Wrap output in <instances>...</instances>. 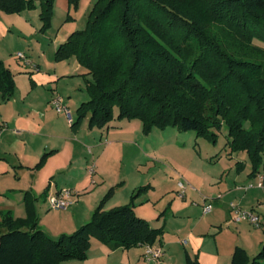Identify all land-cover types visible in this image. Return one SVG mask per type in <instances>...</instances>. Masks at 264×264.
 <instances>
[{"label":"trees","instance_id":"16d2710c","mask_svg":"<svg viewBox=\"0 0 264 264\" xmlns=\"http://www.w3.org/2000/svg\"><path fill=\"white\" fill-rule=\"evenodd\" d=\"M55 2L0 0V9L21 13L39 5L49 27ZM255 39L264 42V0H96L87 27L56 51L58 60L76 58L87 77L90 99L78 107L73 127L85 117L91 128L116 117L139 119L145 132L173 126L212 141L225 128L226 146L247 152L256 175L264 162V49ZM15 90V73L0 58V94L9 100ZM114 189L89 222L58 239L39 226L28 198L27 217L5 212L0 264L84 260L93 238L111 249L156 243L163 230L135 212L138 192L130 203L105 209ZM185 264L202 263L187 252ZM232 264H264V246L253 257L237 246Z\"/></svg>","mask_w":264,"mask_h":264},{"label":"crops","instance_id":"0c3cea01","mask_svg":"<svg viewBox=\"0 0 264 264\" xmlns=\"http://www.w3.org/2000/svg\"><path fill=\"white\" fill-rule=\"evenodd\" d=\"M59 3L69 6L68 0H59ZM27 14L25 11L20 14L26 20L22 18L19 24L27 25L26 22L31 21ZM5 17L10 19L6 20ZM14 23L13 18L3 15V11L0 10V32L3 35H9L8 31H12L11 27ZM65 41L60 42L58 46ZM19 52L24 54L22 51ZM17 56L19 59H23V57ZM0 58L3 60L1 56ZM3 61L5 62V60ZM5 64L15 73L16 88L18 74L24 73L22 74L23 79L27 77L26 74H29L35 85L39 87L48 85L49 92L45 94V100L36 97L31 100H28L29 97H23L21 100L18 98L4 100L0 94V177L10 169L11 165H19V167L28 169L26 173L29 172L31 175L28 200L36 199L33 206L39 226L49 236L51 235L50 237L61 233L71 234L90 221L89 219L93 216L101 199L105 197L107 190L119 183V180L114 181L106 178V173L101 165L103 158L116 142L123 141L128 134L140 129L141 123L137 120H133L134 123H131L130 120H119L111 122L107 127L93 129L83 123L78 131H74L72 129L74 117L73 121L69 123L67 115L58 112L51 103L52 97L57 92L56 87L49 85V82L55 81L59 76L44 75L40 70H35V67L29 68L30 70L27 68L15 69L10 62H5ZM24 64L27 66L29 62ZM39 65L36 64L37 67ZM81 72L82 69L79 65L74 75H81ZM61 73L65 74V69H62ZM84 101L87 99L84 98L82 102ZM67 103L70 104L69 101ZM105 138L108 142L104 144ZM99 140L103 142V145L99 143ZM87 143H94L96 146L94 150L88 146L93 152L92 156L86 153ZM97 148L98 151H96ZM43 158V163L39 164ZM35 166H38L39 169H33ZM90 166H92L91 169ZM92 169L95 170L94 173H97L98 170L101 172L103 183L100 182L101 184L98 186H95L94 184L97 182L93 183L90 178ZM260 175L264 176L260 171L256 174V178L258 179ZM257 179L256 183L249 180L247 182L257 185ZM178 182L171 183V187L177 192H179ZM138 186L137 183L128 184L125 181L123 186L116 187L117 191L106 202L105 209L109 210L130 203ZM65 188L73 192L71 203L66 208L50 210L52 207L49 196ZM153 188L156 190L159 185L153 184ZM252 188L258 189L250 192L249 190ZM252 188L245 189L243 186H233L232 183L226 182L222 186L221 192L225 202L215 199L212 210L205 212V201L201 205L188 204L186 200L189 196L200 198V201L202 198L195 192L196 190L187 185L185 196L180 197L181 199L175 198L172 207L169 206L164 212L166 225L177 216V212L174 210L177 202L189 206L188 208L191 207L198 213H201L202 206L203 214L198 217H180L176 226L172 225L170 228L174 231L173 233L169 232L166 225L164 227L151 225L156 229L163 230L165 234L161 236L159 243H154L155 246L162 247L164 250V255L160 260L146 257V245H138L129 249H111L108 245L93 238L86 259H69L65 260L63 264H185L187 252L192 256H197L202 264H232L233 253L237 246L244 248L248 254L252 249L261 251L264 246V228H261L263 222L260 226H256L257 229L252 230L254 232L252 240L242 242L240 235L249 229L248 220H235L234 217H231L232 211L229 209V205L227 206V203L233 200L241 203H245V201L254 203L256 200H260L262 193L258 190H264V187L254 186ZM164 189L169 191L168 189L171 188L165 187ZM85 193L90 195L84 196ZM146 195L149 194L141 196L134 202L135 212L145 219L148 218L146 207L150 206L152 201V198H144ZM25 200L27 201V199ZM83 202L86 204L84 205ZM20 213L22 214H15V217L24 218L26 214ZM230 218L234 222L230 221ZM148 221L150 222V220ZM225 225H228V228H225Z\"/></svg>","mask_w":264,"mask_h":264},{"label":"rangeland","instance_id":"374dc122","mask_svg":"<svg viewBox=\"0 0 264 264\" xmlns=\"http://www.w3.org/2000/svg\"><path fill=\"white\" fill-rule=\"evenodd\" d=\"M95 1L80 0L77 6L70 3L67 6V4L59 3V0H56L49 27H44L43 25L39 5L25 10V13L27 12V15L31 19V21H25L27 25L24 22L25 25L19 24L22 18L23 20L25 19L24 16L20 15L22 12L7 13L3 11V15L5 14L11 17V19L13 18L15 23L11 27L12 31H8L9 35H3L0 32V56L6 63L10 62L15 69L27 68V70H30L29 68L35 67V70H40L44 75L59 76L55 81L49 82V85L56 87V95L60 94L63 97L66 105L71 109L74 119H77L79 115L78 105L84 98L90 99L87 89V77L74 75L80 65L76 58L58 60L56 58V51L58 44L65 41L70 33L83 30L87 27L89 13ZM5 19L9 20L10 18L5 17ZM254 43L264 49V42L255 39ZM18 51L24 52L23 61L18 58ZM25 62H29V65L26 66ZM36 64H40L39 67ZM62 69H65V74L61 73ZM22 74L24 73L18 74L17 88L11 99L18 98L21 100L23 97H29L28 100H31L33 97H36L40 100H45V94L49 92L48 85H40L42 87H39L32 82L29 74H26L25 76L27 77L24 79L22 78L24 77ZM33 90L34 92L32 93ZM68 101L70 104L67 103ZM87 119L85 117L77 127L72 128V125L70 127L74 131H78L82 124L86 123L91 128ZM119 120L124 121L129 119H119L116 117L111 122ZM133 120L141 123L140 129L128 134L123 141L116 142L103 158L101 165L104 168L107 179L119 180V183L114 186L115 189L110 198L117 191L116 187L123 186L125 181L128 184L137 183L139 185L137 190H140V193L136 190L138 196L134 199V202L141 196L149 194L144 198H152L150 206L146 207L147 219L150 220L152 226L164 227L166 225L164 212L169 206L172 207L175 198H180L179 193L171 187V183L185 181L186 185L196 190L195 192L202 198V201H200V198L188 195L189 197L186 201L189 205H201L204 204V201L213 204V200L215 199L225 202L221 192L223 190L222 186L226 182L232 183L233 186L240 185L243 187L249 181L257 182L256 175L252 174L253 164L248 153L245 151L231 152L229 147L226 146L227 130L225 128L219 132L216 141H212L198 135L194 130H181L173 126L165 128L155 127L152 131L145 132L142 121L139 119ZM133 120H130L131 123H134ZM107 142L105 138L104 144ZM99 143L103 145V142L100 140ZM88 146L92 147L93 150L96 146L94 143H87L86 145V153L92 156L93 152ZM96 151H98V148ZM91 168L92 166H90ZM260 168L261 173L264 174V162ZM33 169L37 170L39 167L35 166ZM26 171L28 169L19 167V165H11L10 169L1 175L0 219L7 211H11L14 216L23 212L26 214L24 218L27 217L28 204L25 199L30 197L28 186L31 182V175L29 172L26 173ZM94 171L90 172V175H92L90 178L93 183L97 182L94 185L98 186L103 183L101 172L98 170V172L96 171L97 173H94ZM259 179L260 176H258L257 180L259 181ZM245 182L247 184L242 185ZM153 184L159 185V188L154 190ZM165 187L171 189L165 191ZM112 188L110 187L105 195ZM257 189L252 188L249 191H257ZM258 191L262 194H260V200H256L254 203L250 201L241 203L235 200L227 203V206L229 205V209L233 213H231V217L235 218V214L231 208V203L233 202L243 210L252 211L259 215L260 221L263 222L261 228H264V190L260 189ZM88 195L90 194H84L87 197ZM219 195H221L220 198H218ZM35 200L31 198L30 201L35 203ZM83 204L85 205L86 202H83ZM188 207L179 202L175 203L174 210H176L177 216L166 225L170 233L174 232L170 228L172 225L176 226L180 217H198L203 214L202 206L201 213H198L196 210L193 211L191 207V209ZM159 208L161 209L158 210ZM53 209L56 208H50V210ZM190 210L191 212H189ZM230 219V221L234 222L232 218ZM247 225L249 229H246L240 235L242 242L252 240L254 237L252 230L257 229L249 221ZM225 228H228V225H225ZM63 234L66 233L52 236V238L58 239ZM163 235H165L164 232H162L161 236ZM166 235L170 236L171 234ZM161 236L156 243L160 242ZM259 253L260 251H253L252 249L249 256L253 257Z\"/></svg>","mask_w":264,"mask_h":264},{"label":"built area","instance_id":"2783aa9c","mask_svg":"<svg viewBox=\"0 0 264 264\" xmlns=\"http://www.w3.org/2000/svg\"><path fill=\"white\" fill-rule=\"evenodd\" d=\"M18 55L20 57L24 58V54L19 52ZM51 103L53 107L60 113H64L67 115L69 120L72 122L73 121V114L71 109L65 104L63 98L60 95H54L51 99ZM94 169H92V172ZM254 186L258 187H264V176L260 175V179L257 183V185L253 183H249L244 186L245 189H250ZM178 187H179V196L184 197L187 185L185 181H179L178 182ZM73 195L72 190L65 188L62 189L60 192L56 194H52L49 196V201L50 205L52 208H66L70 203H71V196ZM221 195L218 196L220 198ZM213 208L211 203H205L204 205V211L209 212ZM231 208L235 214V220H248L255 226H260L261 221L259 215L253 213L252 211H245L243 210L240 206L236 205L235 203H231ZM145 255L149 259H154V260H160L162 256L164 255V250L162 247L155 246L154 244H147L146 245V252Z\"/></svg>","mask_w":264,"mask_h":264}]
</instances>
